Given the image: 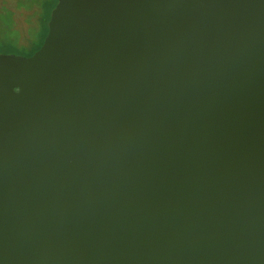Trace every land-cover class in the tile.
I'll list each match as a JSON object with an SVG mask.
<instances>
[{"label": "water", "instance_id": "obj_1", "mask_svg": "<svg viewBox=\"0 0 264 264\" xmlns=\"http://www.w3.org/2000/svg\"><path fill=\"white\" fill-rule=\"evenodd\" d=\"M0 53V264H264V0H58Z\"/></svg>", "mask_w": 264, "mask_h": 264}, {"label": "trees", "instance_id": "obj_2", "mask_svg": "<svg viewBox=\"0 0 264 264\" xmlns=\"http://www.w3.org/2000/svg\"><path fill=\"white\" fill-rule=\"evenodd\" d=\"M58 0H16L17 9L32 10L30 17L35 16L37 21L31 26V39L29 45H18L16 37L9 38L11 34L17 36L18 30L15 27L14 16L16 12L4 8L0 12V22H7L5 28H0V53H18L30 56L34 54L43 44L49 31V20L52 10L55 8ZM7 37V38H6Z\"/></svg>", "mask_w": 264, "mask_h": 264}, {"label": "rangeland", "instance_id": "obj_3", "mask_svg": "<svg viewBox=\"0 0 264 264\" xmlns=\"http://www.w3.org/2000/svg\"><path fill=\"white\" fill-rule=\"evenodd\" d=\"M14 10L16 12L14 19L16 21L15 27L18 30L17 36L15 34H11L8 37L14 38L16 37V42L18 45H29L31 39V26L32 23L37 21L35 16L30 17L32 14V10L28 9H17L16 8V0H0V12L4 9ZM8 25L7 22H0V28H5ZM7 38V37H6Z\"/></svg>", "mask_w": 264, "mask_h": 264}]
</instances>
